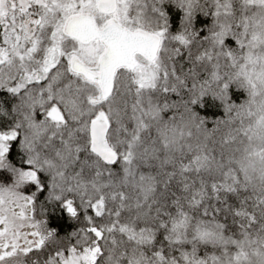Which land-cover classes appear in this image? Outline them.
I'll return each instance as SVG.
<instances>
[{"label":"snow or ice","instance_id":"1","mask_svg":"<svg viewBox=\"0 0 264 264\" xmlns=\"http://www.w3.org/2000/svg\"><path fill=\"white\" fill-rule=\"evenodd\" d=\"M0 264H264V0H0Z\"/></svg>","mask_w":264,"mask_h":264}]
</instances>
